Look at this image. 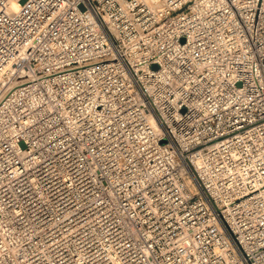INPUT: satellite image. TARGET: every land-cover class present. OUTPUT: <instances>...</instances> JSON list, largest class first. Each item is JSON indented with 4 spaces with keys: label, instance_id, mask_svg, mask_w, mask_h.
Segmentation results:
<instances>
[{
    "label": "built area",
    "instance_id": "1",
    "mask_svg": "<svg viewBox=\"0 0 264 264\" xmlns=\"http://www.w3.org/2000/svg\"><path fill=\"white\" fill-rule=\"evenodd\" d=\"M0 264H264V0H0Z\"/></svg>",
    "mask_w": 264,
    "mask_h": 264
},
{
    "label": "bare ground",
    "instance_id": "2",
    "mask_svg": "<svg viewBox=\"0 0 264 264\" xmlns=\"http://www.w3.org/2000/svg\"><path fill=\"white\" fill-rule=\"evenodd\" d=\"M14 8H16V6Z\"/></svg>",
    "mask_w": 264,
    "mask_h": 264
}]
</instances>
